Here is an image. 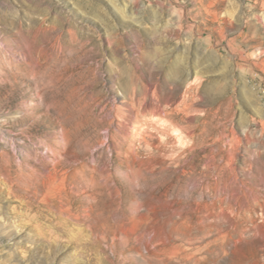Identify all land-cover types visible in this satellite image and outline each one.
Segmentation results:
<instances>
[{
  "label": "rangeland",
  "instance_id": "374dc122",
  "mask_svg": "<svg viewBox=\"0 0 264 264\" xmlns=\"http://www.w3.org/2000/svg\"><path fill=\"white\" fill-rule=\"evenodd\" d=\"M0 264H264V0H0Z\"/></svg>",
  "mask_w": 264,
  "mask_h": 264
}]
</instances>
